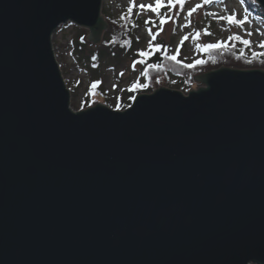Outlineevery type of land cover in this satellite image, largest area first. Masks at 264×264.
I'll return each instance as SVG.
<instances>
[{"label":"water","instance_id":"1","mask_svg":"<svg viewBox=\"0 0 264 264\" xmlns=\"http://www.w3.org/2000/svg\"><path fill=\"white\" fill-rule=\"evenodd\" d=\"M102 3L0 0V264H264V70L76 119L52 39Z\"/></svg>","mask_w":264,"mask_h":264},{"label":"rangeland","instance_id":"2","mask_svg":"<svg viewBox=\"0 0 264 264\" xmlns=\"http://www.w3.org/2000/svg\"><path fill=\"white\" fill-rule=\"evenodd\" d=\"M139 2H145V0H139ZM202 2L203 0H189V3L182 12L176 14L174 19L169 20L163 25H159V18L155 16H153V19L156 20V24L148 26L143 22L140 28L137 29L139 40V44L135 49L137 55L139 56L141 50L152 52L153 47L163 41L165 44L170 45L172 54H176L178 59L191 64L196 59L205 58L204 53L198 49V44L215 43L218 40L226 41L227 37L232 34L239 33L243 35L244 29H237L233 25H228L226 22L218 20L215 16L208 15V13L226 15L225 8H227L228 13H239L242 18L244 7L238 0H224L223 3H221V0H215L214 3L205 5V7L193 14L190 18L191 26H189L187 9L193 7L196 3ZM127 7L128 0H103L102 12L107 13L110 11L115 18L120 19L126 14ZM152 15L151 13L137 15L134 11V13L129 16L133 17L134 21H145ZM262 18L264 17L260 15H251V23L245 25L248 31L254 33L251 40L254 42V50L256 52L263 51L255 47L256 42L264 40V37L256 34L257 29L264 31V19ZM157 25H159V27H157ZM148 28H152L153 33L156 34L155 40L151 45L148 43L151 39L147 30ZM160 28H162L163 31H160ZM82 31H84V38L82 40L89 46L80 50L78 43L80 42L79 35ZM197 32L200 33L199 39H197ZM206 32H211L212 35H206ZM91 36L90 30L81 29L72 23H68L61 26L52 39L56 58L61 67L66 85L71 92L70 107L75 112L86 110L99 103L106 106L112 105L113 107L111 109H113L117 104H120L122 100L125 102V98H130V96H127L129 94L128 89L132 87L134 82H147L142 66L136 64L135 68H133L132 65L136 61L128 54H122L118 59L114 55H108L101 59V63L98 61L100 69L96 67L92 68L90 55L94 51V47L101 45L103 37L100 42L95 43L92 42ZM183 36H188L189 39L183 41L181 45V38ZM178 46L179 50L177 51ZM121 72L124 73L123 76L120 75ZM99 81H101L100 91L98 86V90L95 91V95H93L91 84H98ZM171 81L173 85H163V87L181 91L185 95H188L192 91L206 88L203 83L197 80H194L192 86L186 85L184 81L175 76H172ZM150 93L151 92H145L142 94ZM93 101L96 103H90ZM85 104L88 106H85Z\"/></svg>","mask_w":264,"mask_h":264},{"label":"trees","instance_id":"3","mask_svg":"<svg viewBox=\"0 0 264 264\" xmlns=\"http://www.w3.org/2000/svg\"><path fill=\"white\" fill-rule=\"evenodd\" d=\"M242 6L244 8H248L252 16L260 15L264 17V9L261 7V5H259L257 0H244V4ZM103 17L105 23L108 25V28L104 31V33H102L103 40L101 45L94 47V51L90 55V59L92 62L91 67L100 69L98 61L99 63H101V59L103 57H107L108 55H114L118 59L122 54H128L133 57L135 61L141 59L145 60V63L140 65L144 70L145 76L147 78L146 84H148L149 87L146 91L141 90L137 92H129V94L127 95L128 97L133 95L138 97L140 94L145 92H155L157 88H160L163 85H173L171 81L172 76L178 77L182 81H184L186 85L192 86L196 77L223 67H232L238 69L246 68L251 70H254L256 68L264 70V63L260 62L261 60H264V57H258L254 59L251 49H248L247 47L236 41H232L231 43L234 46L229 47L226 50H214L210 53H205L202 51L205 57L203 60H206L208 62L203 65H197L195 68L185 67V65L189 63H186L185 61L178 58L177 60L180 61L179 63L168 59L167 57L172 55V50L170 45L165 44L163 41L159 42L156 46L153 47V54L151 57H140L135 51L137 45L139 44V40L137 39V29L140 28V25L144 21H134V18L131 16H128L127 19H123L122 17L120 19H117L110 13V11H108L107 13H103ZM133 24L138 25V27H133ZM151 25L152 24H148V26ZM83 32L84 31H82L79 35L80 42L78 43V47L80 50L85 49L89 46L82 40L84 38ZM155 47H159L160 50L155 51ZM94 56L96 57V59H93ZM248 60H253V63L249 64L247 62ZM153 64H158L160 65V67H150V65ZM157 81H159V83H157ZM100 85L101 81H99V83L97 84L96 89H92V91H97L98 86L100 91ZM128 103L133 102L130 98H125V102H123L122 100L120 105L123 106Z\"/></svg>","mask_w":264,"mask_h":264},{"label":"snow or ice","instance_id":"4","mask_svg":"<svg viewBox=\"0 0 264 264\" xmlns=\"http://www.w3.org/2000/svg\"><path fill=\"white\" fill-rule=\"evenodd\" d=\"M215 0H203L202 3H196L193 7H190L187 9V17L188 19V25L191 26V17L193 16L194 13H196L198 10L202 9L205 7V5L214 3ZM224 0H221V3H223ZM189 3V0H145V2H139V0H128V7H127V12L126 14L122 17L123 19H127L129 15L133 14L134 11L136 12L137 15H144L147 13L153 14L152 16H149L148 19L144 21L146 25L148 24H156V20L153 19V16L159 18V25H163L167 23L169 20L174 19L175 15L182 12L185 8V6ZM241 5L244 4V0H240ZM225 12L227 13L226 15H219L217 13H208L210 16H215L217 17L218 20H222L226 22L228 25H233L237 29H244L243 35L237 33L229 36L227 40H218L215 43H207V44H198L197 47L201 51L205 53H210L214 50H220V49H228L229 47L234 46L231 42L236 41L242 44L243 46L247 47L248 49H252V56L254 59L258 57H264V51L256 52L254 50V42L251 40V37L254 35L252 31H248L245 28L246 24L251 23L250 17L251 13L249 12L248 8L243 9V15L241 18V14L236 13V12H231L228 13L227 8H225ZM171 13V15H170ZM68 18V17H67ZM65 18V19H67ZM264 19V18H262ZM157 25V27H159ZM133 27H138V25L133 24ZM148 33L151 36V39L149 40V44L151 45L153 41L155 40L156 34L153 33L152 28H148ZM160 31H163L162 28H160ZM256 34L260 35L261 37H264V31H261L260 29L256 30ZM197 39L200 37V33L197 32ZM206 35L211 36V32H206ZM248 37V38H245ZM138 39V38H137ZM189 39L188 36H183L181 38V45L183 41ZM255 47H258L259 49L264 50V40H260L259 42H256ZM159 47H155V51H159ZM179 50V46L177 48V51ZM152 52L147 51V50H141L139 52L140 57H151ZM168 59H171L173 61H176L179 63L180 61L177 60V55L172 54L167 57ZM93 59H96L94 56ZM208 61L203 60V59H196L193 63L185 65V67L189 68H195L197 65H203L206 64ZM215 62V61H213ZM249 64L253 63V60H248L247 61ZM261 63H264V60L260 61ZM145 60L141 59L136 61L132 67L135 68L136 64H144ZM150 67L153 68H159L160 65L158 64H153L150 65ZM121 76L124 75L123 72L120 73ZM159 83V81H157ZM97 87L96 83L91 84V88L95 90ZM149 85L146 83H141L139 81L134 82L132 87L128 89L129 92H137L144 90L146 91L148 89ZM93 95H95V91H93ZM154 98V97H153ZM131 101L135 104V107H133V103H128L123 106L120 104H117L114 108L113 111H104L107 113L110 117L114 119H124L127 118L131 115H133L138 108L141 107L143 102L145 101L144 99L137 100L136 96H130ZM96 102L93 101V104ZM85 106H88L85 104ZM107 107L112 108V105H108ZM103 111V110H101ZM97 113L96 111H92L89 113H83L81 110V114H71L74 118L76 119H85L87 117H90Z\"/></svg>","mask_w":264,"mask_h":264}]
</instances>
